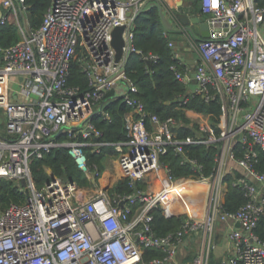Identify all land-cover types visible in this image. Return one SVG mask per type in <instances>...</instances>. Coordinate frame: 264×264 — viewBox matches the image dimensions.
I'll use <instances>...</instances> for the list:
<instances>
[{
	"label": "built area",
	"instance_id": "1",
	"mask_svg": "<svg viewBox=\"0 0 264 264\" xmlns=\"http://www.w3.org/2000/svg\"><path fill=\"white\" fill-rule=\"evenodd\" d=\"M152 1L197 54L192 69L174 50L178 61L171 69L205 101L219 100L217 127L211 115L193 110L186 112L187 124L161 118L135 96L138 88L126 64L130 54H141L135 46L137 18ZM179 1L52 0L34 29L26 19V0H0V27L13 13L21 35L16 44H0V109L6 117V132L0 127V180H13L25 196L0 210V264H178L181 245L197 232L200 250L185 264H210L220 222L239 224L229 234L234 244L229 264H264V240L256 232L264 214V174L253 167L264 150V0H201L202 13L209 15L208 38L185 29L179 15L191 13ZM122 25L125 46L117 63L112 33ZM143 59L157 63L159 57ZM73 63L87 78V90L70 85ZM111 92L129 107L127 139L114 143L103 140L93 122L95 115L110 118L105 98ZM185 126L190 133H182ZM188 145L218 148L212 175L195 176L204 165L185 151ZM58 147L68 149L89 185L65 181L47 168L50 179L37 186L33 162ZM87 148L107 154V161L117 157L102 170L89 163ZM171 151L192 175L174 176L163 161ZM231 163L243 169L233 186L247 199L235 212L225 208L226 175L235 172L229 171ZM197 180L209 183L205 207L192 205L202 219L181 209L193 195L171 189ZM123 181L132 193L112 191ZM160 208L168 217L185 216L176 232L155 233L153 211ZM154 249L164 256L147 258Z\"/></svg>",
	"mask_w": 264,
	"mask_h": 264
},
{
	"label": "trees",
	"instance_id": "2",
	"mask_svg": "<svg viewBox=\"0 0 264 264\" xmlns=\"http://www.w3.org/2000/svg\"><path fill=\"white\" fill-rule=\"evenodd\" d=\"M26 3L29 6L28 20L31 27L39 28L52 0H26ZM171 34L172 31L167 29L161 18L160 5L154 1L150 2L137 18L135 46L141 51V54L133 53L126 64V71L138 88V93L135 96L144 102L148 110L157 113L161 118L174 116L178 121L187 124L190 120L186 112L193 110L211 115V120L217 127L223 111L219 100L205 101L202 95L190 91L182 81L177 79L171 69V66L178 61L174 57V49L170 46V42L173 40ZM20 40L21 35L17 23L8 22L0 27V44L4 47L16 44ZM149 54L157 55L159 57L158 62L149 65L143 59V56ZM69 83L73 86H80L82 90L88 88V80L81 72L78 63L72 64ZM182 97H185L184 101L171 103V101ZM105 110L110 114L109 119H106L104 115L93 117L95 126L103 133L102 139L111 143L126 140L125 114L129 110L128 105L121 97H117L114 92H111L105 98ZM182 133L188 134L190 130L185 126L182 128ZM185 151L192 157L198 158L204 165L203 171L195 176L213 174L217 163L218 148L216 146L207 148L204 145H188L185 146ZM86 153L90 164L97 163L102 170L105 168L107 154L96 155L91 148H87ZM163 161L171 166L173 174L177 178L193 174L186 165L181 163V157L173 151L169 152ZM253 167L258 173L264 174V150H260V156ZM47 168L59 176L67 175L71 179H78L82 186L90 184L65 147L55 148L44 158L33 162L32 172L37 185H43L50 179ZM240 174V172L235 171L226 175L229 189L225 199V208L228 211H238L247 201L242 189L233 186L234 180ZM204 189L200 181H197L181 186L175 190L174 194L194 195V193ZM112 191L129 194L133 192V189L128 186L127 181H123L115 185ZM206 194V189L204 192H200L201 197ZM24 200L23 192L13 180H0V210L7 208L12 203H22ZM184 207L185 205L181 206L182 211H185ZM153 215V229L159 236L176 232L185 218L179 213H174L168 217L161 208L155 209ZM256 232L264 240V214ZM163 256L162 250L154 249L149 250L146 257L152 259Z\"/></svg>",
	"mask_w": 264,
	"mask_h": 264
},
{
	"label": "crops",
	"instance_id": "3",
	"mask_svg": "<svg viewBox=\"0 0 264 264\" xmlns=\"http://www.w3.org/2000/svg\"><path fill=\"white\" fill-rule=\"evenodd\" d=\"M170 1H173V0H170ZM186 1L187 0H183L182 6L185 5ZM2 12H4V10L0 9V17L2 15ZM197 15H199V14H192L191 13L190 16L195 17ZM199 16L201 17V21H205V20H203L201 15H199ZM26 19L29 22L28 11L26 13ZM10 22H14V20L11 19ZM177 31L182 32L178 29L176 30V32ZM182 33H183V40H180V41L173 34H171V36L173 38L172 42L174 43L173 49L178 53V57L180 60L188 62L190 67L192 69H194L196 58L190 56L189 52H191L193 50L189 47V45L185 39V33L184 32H182ZM48 169L51 170L50 168H48ZM231 170L243 173V169H241L239 166H237L233 163H231L230 168H229V171H231ZM107 174H109V173H107ZM203 191H205V189ZM203 191L201 190L200 192H203ZM234 228H239V224L232 223V222H220L217 225L215 233H214V245L212 247L210 264H229V259L233 255V252H234V244H233L232 240L229 238V234ZM200 235H202V232H197V233L193 234L192 236L187 237L185 239L184 244L181 245V247L178 251V255H177V263L178 264H185V263L191 261L193 259V257H195L196 253L191 252V250L194 246L197 247V250L199 252L200 247H201V242H202V238L199 239Z\"/></svg>",
	"mask_w": 264,
	"mask_h": 264
},
{
	"label": "water",
	"instance_id": "4",
	"mask_svg": "<svg viewBox=\"0 0 264 264\" xmlns=\"http://www.w3.org/2000/svg\"><path fill=\"white\" fill-rule=\"evenodd\" d=\"M183 4V0L179 1V5ZM160 14H161V18L165 24V26L167 27L168 30H176L174 28V26L172 25L171 21L168 19L166 13L164 12V10L160 7ZM181 21L183 22L185 29L196 33L198 36L202 37V38H208L210 36V28L209 25L207 23V21H201V17L199 15L197 16H190L187 13H180L179 15ZM125 25L122 26H118L113 30L112 33V45L116 50V62L118 63L122 56H123V52H124V46H125V40L123 37L124 31H125ZM132 54H130L129 57H131ZM149 65H152V63L150 61H148ZM195 77V75H194ZM192 89H196L197 85L193 84L191 86ZM185 97H182L181 99H175L173 101H171V103H177L178 101H184ZM64 179L65 181L69 180V177L67 175H64ZM121 205H123L124 203L121 202Z\"/></svg>",
	"mask_w": 264,
	"mask_h": 264
},
{
	"label": "rangeland",
	"instance_id": "5",
	"mask_svg": "<svg viewBox=\"0 0 264 264\" xmlns=\"http://www.w3.org/2000/svg\"><path fill=\"white\" fill-rule=\"evenodd\" d=\"M192 0H187L185 2V5L181 7V10L182 11H186V12H190L192 14H199L202 16L203 20H207L209 18V15L207 14H203L202 13V8H201V0H193V2H191ZM192 3V4H191ZM11 19H14V14L12 13L11 14ZM23 19V18H22ZM15 23L16 20H14ZM172 31V34L180 41V40H183V33L182 32H179L176 30H171ZM20 33V32H19ZM190 53V56L194 57V58H197V54L194 52V51H191L189 52ZM17 86H15L16 88ZM0 127L2 129V131L5 133L6 132V117L3 113V111L0 109ZM115 157H117V155H113V158L109 161H105V164H109V166H112L113 164V159H115ZM84 173V172H83ZM107 176H109V174H107ZM198 181V180H197ZM197 181H187L185 183H182V184H188V183H196ZM151 183L152 185L156 188L159 184L157 183V181L155 179L151 180ZM38 187H41L42 185H37ZM197 193H194V198H193V201L192 203L191 202H188V205L189 206H192V205H200V207L204 208L206 203H207V200L205 201V204L203 205V202H202V206L200 204V199H197ZM196 199V200H195ZM202 238V235L199 236V239ZM193 246V245H192ZM192 253H196V255L198 254V250H197V247L194 246L191 250ZM195 255V256H196ZM194 258V257H193Z\"/></svg>",
	"mask_w": 264,
	"mask_h": 264
},
{
	"label": "bare ground",
	"instance_id": "6",
	"mask_svg": "<svg viewBox=\"0 0 264 264\" xmlns=\"http://www.w3.org/2000/svg\"><path fill=\"white\" fill-rule=\"evenodd\" d=\"M173 2V1H172ZM105 181H106V179H105ZM201 183V185H203L204 186V188L207 190V194L205 195V196H203V197H201V199H200V204H201V206H202V202H203V205L205 204V201L207 200V198H208V196H209V193H208V188H209V183L208 182H200ZM184 184H179V185H173L172 187H171V189H172V193H174L175 192V190L176 189H178V188H180L181 186H183ZM185 209V211H187V212H190V214L191 215H193V216H196V218H198V219H202V215L201 216H199V215H196L195 213H194V210L197 208V207H194V206H185L184 207ZM202 208V207H201ZM200 214V213H199Z\"/></svg>",
	"mask_w": 264,
	"mask_h": 264
}]
</instances>
